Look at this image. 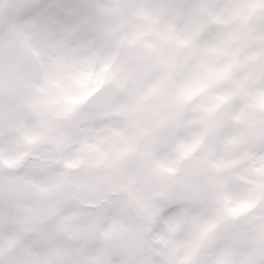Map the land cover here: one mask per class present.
<instances>
[{
    "label": "clouds",
    "instance_id": "obj_1",
    "mask_svg": "<svg viewBox=\"0 0 264 264\" xmlns=\"http://www.w3.org/2000/svg\"><path fill=\"white\" fill-rule=\"evenodd\" d=\"M0 264H264V0H0Z\"/></svg>",
    "mask_w": 264,
    "mask_h": 264
}]
</instances>
